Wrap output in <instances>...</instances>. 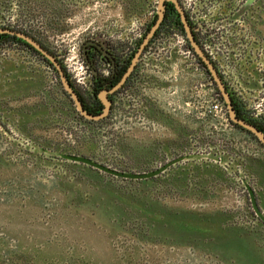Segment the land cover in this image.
<instances>
[{"label": "rangeland", "instance_id": "1", "mask_svg": "<svg viewBox=\"0 0 264 264\" xmlns=\"http://www.w3.org/2000/svg\"><path fill=\"white\" fill-rule=\"evenodd\" d=\"M136 1L0 0V15L44 22L36 36L47 46L69 44L75 58L67 63L79 67L86 36L118 41L138 27L129 18ZM175 44H156L157 60L141 61L138 98L100 123L74 119L61 86L29 68H13L12 81L0 82V95L12 96L2 100L12 133L0 129V264H264V226L250 220L238 177L247 178L264 212V147L208 114L212 89L204 73L186 68V57L165 59ZM227 75L244 99H253L255 82ZM38 147L127 172L192 152L239 165L196 159L140 184Z\"/></svg>", "mask_w": 264, "mask_h": 264}, {"label": "flooded vegetation", "instance_id": "2", "mask_svg": "<svg viewBox=\"0 0 264 264\" xmlns=\"http://www.w3.org/2000/svg\"><path fill=\"white\" fill-rule=\"evenodd\" d=\"M105 1L114 5L117 0ZM159 1L160 0H137L135 3L137 6L135 5L136 8H134L135 11L133 10V13L129 18L134 19L133 21L138 24V27H135L134 30L127 29L124 31V36L122 38L116 36V38L119 39L118 41H113V38L107 39L103 35L97 36L91 33L90 36H86L78 50L81 60L79 67L73 66V64H75L74 62H71V64L67 63V60L72 57L69 56V44L56 45L54 43L52 46H47L40 37L36 36L34 32L36 31L35 29L43 26L44 22H38L37 18L34 21H29L28 19L22 20L18 14H16L15 17L10 18L0 15L1 84L5 81L8 83L12 81L9 78H12L13 74L15 75V70H13V68H29L26 70L27 72L31 70V74L36 73L37 75H42L54 86L57 84L61 86L63 92L62 94L73 105L74 119L84 123H100L105 121L114 111L122 107L127 101L131 102L132 100L138 98L137 93L140 79L137 76L138 73H140L141 61L147 58L151 60V62H153V60H157L155 57L157 56L156 52L158 50L156 44L160 42H163L164 44L165 39L172 41L175 40L176 44L174 49L168 52L165 59L171 61L170 59L172 54L176 56L180 55L182 58L186 57L188 60L186 68L192 71L204 73L208 87L212 89L210 91L211 94L209 102H217L219 104L220 113L223 115L226 123L238 131L241 130L235 128L233 125L247 131L250 135L246 132L244 133L249 138H251L259 146L264 147V143L261 142L254 134L230 120L227 106L218 90L211 72L207 67V64L202 58L203 56L216 72V75L220 79L226 93L229 95L232 109L234 110L236 117L257 128V130L264 136V36L262 33V24L264 22V0H253L250 4H247L248 0H195L192 3V6H186L182 0H175L185 17L192 39L197 48L200 50L202 56L199 55L191 45V41L187 37L185 26L175 4L171 1L164 0L163 9L160 10ZM159 12L162 13L161 20L154 29V32L148 38L147 42L143 43L152 27L155 26L159 20ZM53 17V15L49 16L47 21L50 22ZM130 19L129 22H131ZM16 34H22L31 38L48 54L53 56L56 63L61 67L66 81L71 86L72 90L81 102L83 109L88 114L97 116L102 113L104 104L101 101L100 96L104 93V99L109 103V111L107 115L99 120H91L83 117L76 110L70 95L64 90L59 71L55 65L31 44ZM136 55L137 58L132 65V61ZM73 58L75 57H72V59ZM130 66H132L131 70H129ZM74 74H82L83 76L82 78L75 79L73 77ZM227 74H235L240 76L242 79L245 77L247 79H251L252 82H255L253 87L250 89L252 93H254L253 99H244L242 93L239 92V82L237 84L236 81L234 83L232 80H229ZM124 75L125 78L122 81ZM3 77H5V80ZM49 77L52 80H50ZM31 79L32 77H30V80ZM3 89H5L4 86ZM1 95L0 129L3 133L11 135L12 131L10 130L11 127L9 125L11 123H9V121L11 120H9L6 116L8 111L5 109V105L2 100L12 96L5 94L4 91ZM234 105L236 106V109H238L241 117L237 115ZM84 106H87L92 110L97 109L98 112L95 114L89 113ZM15 139H17V141L21 140V138L18 137ZM36 149L37 152L40 151L64 162L69 161L60 159L54 155V153L78 155L72 152L68 153L61 150L55 151L44 147H38ZM191 154L201 155L202 157L197 156L176 163L159 175L146 179V181H153L154 179L167 173L171 170V168L185 162H191L196 159H212L214 161L222 162V158H224L221 156L218 159H213L206 154L198 152L183 155ZM89 159H92L110 169L127 172L108 166L93 158ZM225 160H227V162H229L228 164L232 167L236 168V165H239V163L236 164L237 162L233 163L228 159ZM73 164L93 169L92 167L80 163ZM159 167L155 169H158ZM155 169L149 171H153ZM96 171L122 181H144L122 179L98 170ZM149 171L129 173H147ZM238 177L247 194L248 213L251 216L250 220L264 226V223L257 218L251 207L248 192L243 184V180L252 189L255 195L257 207L264 215L263 210L259 206L254 188L250 185L247 178H244L239 174Z\"/></svg>", "mask_w": 264, "mask_h": 264}, {"label": "water", "instance_id": "3", "mask_svg": "<svg viewBox=\"0 0 264 264\" xmlns=\"http://www.w3.org/2000/svg\"><path fill=\"white\" fill-rule=\"evenodd\" d=\"M163 1L164 0H160L159 1V9L162 10L163 9ZM167 1H171L175 4L176 9L178 10V12L180 13L181 16V20L185 26V30L187 32V37L188 39L191 41V45L194 47L195 51L201 55L200 50L197 48L196 44L194 43L193 39H192V35L190 33V30L187 26L185 17L182 13V11L180 10L179 6L176 4L175 0H167ZM253 0H248L247 4L252 3ZM162 17V13L159 12V20L157 21L156 25L152 27L151 31L149 32V34L146 36V38L144 39V42H147L148 38L151 36V34L154 32V29L156 28V26L158 25L159 21L161 20ZM17 36L23 38L25 41H27L29 44H31L36 50H38L41 54H43L49 61H51L55 67L57 68V70L59 71L60 74V79H61V83L64 87V90L70 95L71 99L73 100V103L75 105L76 110L86 119H91V120H99L102 119L105 115H107L108 111H109V103L104 99V93L102 94V96H100L101 101L104 104V109L102 111V113L100 115L97 116H93L88 114L82 107L81 102L79 101L77 95L74 93V91L72 90L71 86L68 84V82L66 81L63 72L61 70V67L56 63V61L54 60L53 56H51L50 54H48L39 44H37L35 41H33L31 38L22 35V34H16ZM143 45V44H142ZM202 56V55H201ZM137 58H134V60L132 61V65L134 64L135 60ZM203 60L205 61V63L207 64V67L209 69V71L211 72L214 81L218 87V90L227 106V111H228V115L230 120L241 126L242 128L248 130L249 132H251L252 134H254L261 142L264 143V136L261 132H259L257 130V128H255L254 126H252L251 124H248L246 122H244L243 120H240L236 117L234 110L232 109V105H231V100L229 98V95L226 93L220 79L217 77L216 72L214 71V69L212 68V66L209 64V62L202 56ZM132 66H130L129 70H131ZM128 70V71H129ZM127 75V74H126ZM125 75L122 79V81L124 80ZM121 81V82H122ZM54 155H56L57 157H59L62 160H66L69 162H73V163H80L89 167H92L93 169H96L98 171L104 172L106 174L112 175L114 177H118V178H122V179H129V180H146L149 179L151 177H155L157 175H159L160 173L164 172L167 168H169L170 166L179 163L181 161L184 160H188L194 157H202L201 155H197V154H191V155H183L180 157H177L169 162H167L166 164L162 165L161 167H159L158 169H155L153 171H149L147 173H129V172H121V171H117V170H113L110 169L100 163L95 162L92 159H89L87 157H83V156H78V155H69V154H63V153H54ZM243 184L248 192V196H249V200L251 203V207L255 213V215L257 216V218L262 221L264 223V215L261 213V211L258 209L257 207V203L255 200V195L252 191V189L250 188V186L243 180Z\"/></svg>", "mask_w": 264, "mask_h": 264}, {"label": "trees", "instance_id": "4", "mask_svg": "<svg viewBox=\"0 0 264 264\" xmlns=\"http://www.w3.org/2000/svg\"><path fill=\"white\" fill-rule=\"evenodd\" d=\"M94 95H95V90H94ZM234 107H235V110H236V112H237V115H238L239 117H241V116H240V113H239L238 109H236V106H235V105H234ZM84 108L87 109L88 112H89V113H92V114H95V113L98 112L97 109L92 110V109H90V108L87 107V106H84ZM233 126H234L235 128H237V129L243 131V132H246L248 135H250L247 131L242 130L240 127H238V126H236V125H233ZM251 136H252V135H251ZM253 138H254V137H253ZM78 166H81V165H78ZM136 182H137V183H140V184H144V183L147 182V181L144 180V181H136ZM144 210H145V213L147 214V216H146L145 218H146L147 220L150 219L147 210H146L145 208H144ZM146 214H144V216H145ZM212 230H213V227H210L209 232H212Z\"/></svg>", "mask_w": 264, "mask_h": 264}, {"label": "built area", "instance_id": "5", "mask_svg": "<svg viewBox=\"0 0 264 264\" xmlns=\"http://www.w3.org/2000/svg\"><path fill=\"white\" fill-rule=\"evenodd\" d=\"M207 112L212 117H223V115L220 113L219 104L217 102L209 103Z\"/></svg>", "mask_w": 264, "mask_h": 264}]
</instances>
